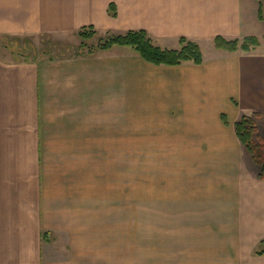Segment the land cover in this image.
Segmentation results:
<instances>
[{
	"label": "crops",
	"instance_id": "obj_1",
	"mask_svg": "<svg viewBox=\"0 0 264 264\" xmlns=\"http://www.w3.org/2000/svg\"><path fill=\"white\" fill-rule=\"evenodd\" d=\"M88 29L212 54L35 62L8 45ZM0 51V264H264V180L236 129L255 117L264 139V0H0ZM131 144L168 168L131 174Z\"/></svg>",
	"mask_w": 264,
	"mask_h": 264
},
{
	"label": "trees",
	"instance_id": "obj_2",
	"mask_svg": "<svg viewBox=\"0 0 264 264\" xmlns=\"http://www.w3.org/2000/svg\"><path fill=\"white\" fill-rule=\"evenodd\" d=\"M112 15L116 16L115 13ZM88 30L90 31L84 30L79 33V37L83 42L82 47H85L86 42L95 36V33L91 32L92 29ZM215 43L218 49L230 52H236L239 49L249 52L251 47L259 45L256 38H246L242 43L239 40L227 41L223 38H217ZM114 46L131 47L144 61L155 66L178 67L187 62H193L196 65L203 64L201 48L196 43L189 42L186 39L181 40L182 48L180 50H168L156 46L144 31L129 32L123 35L110 36L107 41L100 45V50H110ZM14 56L19 58L17 55ZM252 124L251 119L244 117L236 125L237 134L254 162L260 167L259 178L264 180V139L257 137L258 141H255L256 126Z\"/></svg>",
	"mask_w": 264,
	"mask_h": 264
},
{
	"label": "rangeland",
	"instance_id": "obj_3",
	"mask_svg": "<svg viewBox=\"0 0 264 264\" xmlns=\"http://www.w3.org/2000/svg\"><path fill=\"white\" fill-rule=\"evenodd\" d=\"M89 31L90 30H87V32ZM91 32L92 33L94 32L95 36L86 42L85 47L81 46L83 42L81 38L79 37V35L75 36L74 38H70L66 40L65 39L60 40L59 38H52L49 36H41V37L33 38V39L24 37V38H20L16 40L15 39L10 40L8 41L9 43L8 45H11L12 53L14 55H17L21 60L25 59V60L37 62L41 58L43 59L47 57H57V56L62 57V58L87 57V56H91V54H97L100 51V45L104 43L105 41H107L110 38V36H112L109 34L104 35L103 33H99L95 30H91ZM243 41H240V42L242 43ZM257 47L253 46L251 47V50ZM215 48L217 50H220L217 48L216 43H215ZM180 49H177V50H180ZM238 51H244V50L239 49ZM201 52H202V55L203 53L206 55L212 54V52L209 50L208 47H203V51L201 50ZM227 52H230V51H227ZM0 53L2 54L1 51ZM231 53H235V52H231ZM255 119L256 118L254 117V120L251 119V121L256 126ZM257 137H260V136L257 133V128H256V133L254 136L255 141H258ZM260 139H263V138L261 137ZM131 142H133L132 139H131ZM133 143H135V141ZM142 150H144V147H139L137 144L130 145L129 169H130L131 174H133V172L135 174L137 173L138 170H141V169L142 170H153V169L168 168L166 167L168 165L163 162H154L151 159V156L146 155L145 156L146 160H141ZM255 167L258 171L260 170V167L258 165ZM113 168L120 169L121 167L118 166L117 162H113ZM131 182H132V179H131ZM130 191H131V197L133 198V195H136V192H137V187L135 184L131 183Z\"/></svg>",
	"mask_w": 264,
	"mask_h": 264
}]
</instances>
